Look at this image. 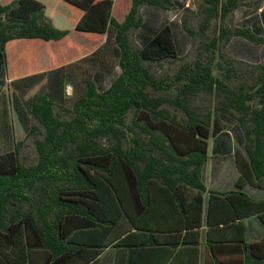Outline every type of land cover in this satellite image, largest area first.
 I'll return each instance as SVG.
<instances>
[{"label": "trees", "instance_id": "trees-1", "mask_svg": "<svg viewBox=\"0 0 264 264\" xmlns=\"http://www.w3.org/2000/svg\"><path fill=\"white\" fill-rule=\"evenodd\" d=\"M63 1L81 11L75 30L102 34L108 25L113 29L119 74L103 91L85 81L83 95L69 109L53 104L44 94L32 97L29 113L42 128L41 138L33 141L35 163H19L20 143L0 157V264H42L41 260L44 264H74L75 248H60V241L72 243L75 228L109 223L120 229L119 236L139 230L138 216L151 212L150 185L156 180L172 194L178 193L175 184L196 191L187 205L177 201L182 222L176 231V245H198L199 230L204 227L205 244L212 256L236 253L243 255L242 264H264V235L258 242L245 243L241 223L242 218L256 215L264 224V201H253L239 191H207L200 182L206 141L222 133L216 121L221 113L235 119L243 136L242 152L234 155L238 172L235 188L250 185L264 190V62L256 65L254 94L243 85L228 87L214 76L212 58L182 65L172 78H155L148 64L177 59L168 26H162L140 47H132L128 35L139 26V6L164 8L166 0H131L120 23L110 17V0ZM236 6L237 0H200L196 12L202 17L199 33L212 21L217 28L216 36L204 45L205 52L213 55L218 44L231 37L264 48V39L249 30L221 24ZM182 28L192 36L184 23ZM65 34L50 24L44 6L35 0L0 4V64L4 45L10 40H59ZM215 67L222 69L224 80H230V66L222 68L215 63ZM173 88L176 93L171 99L152 94ZM200 93L222 95L212 119L188 105ZM254 96L257 103L252 102ZM165 102L182 118L161 107ZM60 115L69 118L61 120ZM34 129L31 127L30 133ZM205 192L208 197L202 219L201 193ZM110 206L112 220L108 217ZM80 214L87 220L76 222L74 217ZM188 236L193 237L190 243L185 242ZM233 243L234 247H227ZM233 263L214 258L208 264Z\"/></svg>", "mask_w": 264, "mask_h": 264}, {"label": "crops", "instance_id": "crops-1", "mask_svg": "<svg viewBox=\"0 0 264 264\" xmlns=\"http://www.w3.org/2000/svg\"><path fill=\"white\" fill-rule=\"evenodd\" d=\"M11 1L0 0V4L5 5ZM35 1L44 6V15L50 24L58 30H65L66 34L59 40L13 39L5 43L4 60L0 64V88L4 84L8 88L6 94L0 90V118L3 119L20 117L24 110L29 113L33 93L46 95L55 105L71 107L83 95L85 81H92L97 91H103L119 74L116 64L118 53L113 41V29L109 25L102 34L77 31L74 27L81 11L63 0ZM110 1V17L118 23L122 22L131 0ZM166 1L164 8L146 4L139 6L140 23L133 32L134 42L136 47H140L166 25L179 57L188 47L181 19L185 15L195 14V2L199 0ZM226 17L235 29H247L256 37L264 39V0H237V6ZM224 49L237 61L248 64L264 62L263 46L241 37L229 38ZM12 150L1 153L0 157ZM236 152H242L241 135L238 133L232 135L229 129H225L221 134L208 139L205 161L200 171L201 184L207 191H239L253 201H264L263 189L250 185H244L238 190L235 188L238 175L234 164ZM175 186L178 193L172 194L157 180L150 185L152 209L148 216H138L139 230H131L119 236L120 229H115L109 223L100 227H78L71 232L72 243L61 240L60 248L70 245L75 248L74 264H208L214 258L224 263L234 261L233 264H242V254L216 252L212 256L205 244L204 227L199 230L198 245H176L179 243L176 231L182 222L177 201L179 199L184 206L187 205L196 191L181 184ZM207 197L206 192L201 193L202 219L206 212ZM112 211L110 206L108 217L111 220ZM74 220L83 222L87 217L80 214ZM241 223L245 243L258 242L264 235V224L256 215L242 218ZM192 241L191 236L185 239L186 243ZM96 251L99 252L94 256ZM41 254L45 258L44 250ZM58 256L62 255L59 253ZM41 263L44 264V260Z\"/></svg>", "mask_w": 264, "mask_h": 264}, {"label": "rangeland", "instance_id": "rangeland-1", "mask_svg": "<svg viewBox=\"0 0 264 264\" xmlns=\"http://www.w3.org/2000/svg\"><path fill=\"white\" fill-rule=\"evenodd\" d=\"M200 3V0L195 2V10L197 12V6ZM185 15L181 19V26L184 23V27L191 31L192 36L188 35L185 31V34L188 38V47L187 50L181 54L174 61H163L160 64L150 63L148 64V68L153 77H166L172 78L176 73L178 68L182 65L188 64L191 65L196 61L205 62L212 58L211 67L213 75L221 79L224 84L228 87H235L237 85H243L245 89L249 90L250 93L254 94L257 88L256 78L259 72V69L256 68V65L260 64H248L242 61H237L228 55L225 52V44L219 43L218 50L214 52V54H209V52H205L204 45L217 34L216 25H214V21L210 23V27L203 33H199L198 26L201 22V15L199 14ZM221 24L225 27H230V29H235L232 26L231 21L226 17ZM129 42L132 47H136L135 45V37L133 32L128 35ZM232 60L233 62H226ZM238 62V63H237ZM215 63H219L222 68L230 66L232 71L230 73V80H224L221 76L223 73L222 69H217L215 67ZM98 89L100 86H98ZM105 87V86H104ZM251 88V89H249ZM3 93H8L7 85L4 84L0 88ZM176 93V89H170L168 91H159L152 93L154 96H158L163 98L164 100L171 99ZM38 93H33V96ZM32 96V95H31ZM32 96V97H33ZM264 100V92L262 93ZM31 97V100H32ZM255 97V96H254ZM222 100V95L220 94H207L200 93L195 97H192L188 101V105L191 109L195 110L200 115L209 114L213 116L214 108L218 106L219 102ZM258 98L253 99V103L258 102ZM63 107V106H61ZM164 109H166L170 114H175L178 119H181L182 116L178 111H174L171 106H169L166 102L161 105ZM63 108L69 109V105L64 106ZM20 117L11 119L7 117L6 119L0 118V154L7 152L8 150H12L16 143H20L18 146L17 159L19 163L28 166L32 165L36 161V153L33 145V141L35 139H40L42 134V128L38 126V124L31 119L30 113H26L25 110L23 113L19 115ZM67 115H60L61 120H68ZM217 124L222 128V130L229 129L232 135L240 134L241 141L243 143L242 132L237 125L234 118L226 114H217ZM129 122V118H127L126 123ZM31 127L35 129L30 133ZM102 143H105L103 140Z\"/></svg>", "mask_w": 264, "mask_h": 264}]
</instances>
